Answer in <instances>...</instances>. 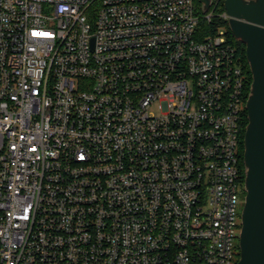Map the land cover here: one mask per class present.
<instances>
[{"label": "built area", "instance_id": "1", "mask_svg": "<svg viewBox=\"0 0 264 264\" xmlns=\"http://www.w3.org/2000/svg\"><path fill=\"white\" fill-rule=\"evenodd\" d=\"M200 20L0 0V264H237L247 77Z\"/></svg>", "mask_w": 264, "mask_h": 264}, {"label": "water", "instance_id": "2", "mask_svg": "<svg viewBox=\"0 0 264 264\" xmlns=\"http://www.w3.org/2000/svg\"><path fill=\"white\" fill-rule=\"evenodd\" d=\"M207 13L214 0H199ZM234 37L246 45L253 81L246 102L245 202L237 264H264V0H225Z\"/></svg>", "mask_w": 264, "mask_h": 264}, {"label": "trees", "instance_id": "3", "mask_svg": "<svg viewBox=\"0 0 264 264\" xmlns=\"http://www.w3.org/2000/svg\"><path fill=\"white\" fill-rule=\"evenodd\" d=\"M196 2H197L198 9H199V13L201 14V20L199 23V34H200L201 39L204 40L211 35H215L216 33H218L220 28H225L229 41L237 47L239 56L243 63V68H244V71L247 77L246 87H247V98H248L251 83L253 81V77H252V72H251L250 65L247 59L246 45L234 37V35L231 32L228 20L217 15L218 12L220 13V12L225 11L224 2L222 1L219 3H215L211 7L210 12L214 11V15H215L211 20H208L206 18V13H203L202 5L200 1L196 0ZM247 124H248V113H247V109H245L244 123H243V135H242L243 167H244V136H245Z\"/></svg>", "mask_w": 264, "mask_h": 264}, {"label": "rangeland", "instance_id": "4", "mask_svg": "<svg viewBox=\"0 0 264 264\" xmlns=\"http://www.w3.org/2000/svg\"><path fill=\"white\" fill-rule=\"evenodd\" d=\"M218 13H219V12H218ZM242 206H243V205H242ZM242 206H241V208H240L241 210H242V208H243Z\"/></svg>", "mask_w": 264, "mask_h": 264}]
</instances>
